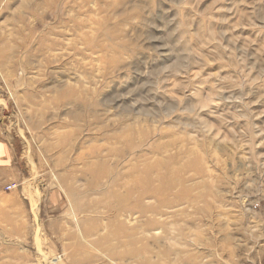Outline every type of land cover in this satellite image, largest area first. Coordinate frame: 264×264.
I'll list each match as a JSON object with an SVG mask.
<instances>
[{
  "label": "rangeland",
  "instance_id": "1",
  "mask_svg": "<svg viewBox=\"0 0 264 264\" xmlns=\"http://www.w3.org/2000/svg\"><path fill=\"white\" fill-rule=\"evenodd\" d=\"M0 140V264H264V0H0Z\"/></svg>",
  "mask_w": 264,
  "mask_h": 264
},
{
  "label": "crops",
  "instance_id": "2",
  "mask_svg": "<svg viewBox=\"0 0 264 264\" xmlns=\"http://www.w3.org/2000/svg\"><path fill=\"white\" fill-rule=\"evenodd\" d=\"M23 160V159H22ZM21 158L16 153V150L13 146L8 145V141H1L0 140V169L4 171L15 172L17 171V175L20 176V168L21 165ZM18 162V163H17ZM19 164V165H17ZM20 179V177L16 176V179ZM16 182V181H14ZM13 183V182H12ZM17 183V182H16ZM11 184V183H9Z\"/></svg>",
  "mask_w": 264,
  "mask_h": 264
},
{
  "label": "built area",
  "instance_id": "3",
  "mask_svg": "<svg viewBox=\"0 0 264 264\" xmlns=\"http://www.w3.org/2000/svg\"><path fill=\"white\" fill-rule=\"evenodd\" d=\"M17 187H18L17 183H11L6 188L8 191H11V190L17 189Z\"/></svg>",
  "mask_w": 264,
  "mask_h": 264
}]
</instances>
